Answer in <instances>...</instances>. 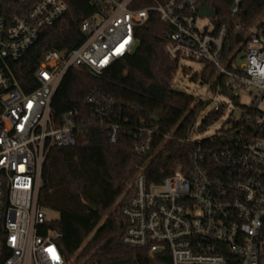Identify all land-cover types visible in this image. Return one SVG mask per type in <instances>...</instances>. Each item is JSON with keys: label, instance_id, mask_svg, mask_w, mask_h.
<instances>
[{"label": "built area", "instance_id": "1", "mask_svg": "<svg viewBox=\"0 0 264 264\" xmlns=\"http://www.w3.org/2000/svg\"><path fill=\"white\" fill-rule=\"evenodd\" d=\"M93 1L97 11L80 23L84 42L72 50L47 51L34 71L37 87L30 91L21 86L11 62L69 5L21 0L23 8L32 3L23 14L0 6V264H65L61 232H42L58 215L43 210L38 200L50 147L76 142L73 113L64 112L60 125L51 119L53 95L68 69L87 67L99 75L130 54L135 29L151 15L168 25L165 51L172 60L215 67L212 110L223 112V99L243 110L210 136H189L195 147L187 165L160 182H150L145 167L138 168L130 184L134 192L122 206L127 221L122 241L169 257L160 264H264V13L228 45L230 28L243 27L238 16L245 0H227L226 10L206 0L214 16L200 14L203 0ZM242 95H250L251 103H242ZM86 102L96 103L94 115L105 123L102 104L93 97ZM108 128L115 143L120 125L109 122ZM156 130L154 124L140 128L134 150L147 152Z\"/></svg>", "mask_w": 264, "mask_h": 264}, {"label": "trees", "instance_id": "2", "mask_svg": "<svg viewBox=\"0 0 264 264\" xmlns=\"http://www.w3.org/2000/svg\"><path fill=\"white\" fill-rule=\"evenodd\" d=\"M65 1L69 11L53 25L42 28L36 43L11 62L26 91L37 87L34 71L47 51L72 50L85 40L80 23L94 14L97 6L93 0ZM148 2L151 0H140L137 5ZM207 2L217 10L221 5H229L227 0ZM31 4L23 8L21 0H0L7 13H26ZM263 13L264 0H245L238 16L243 27L230 28L228 45L239 34H245ZM167 30L166 23L151 15L135 29L139 46L134 53L116 60L99 75L87 67L68 69L53 95L51 119L60 125L64 112L73 113L76 142L50 147L43 163L38 200L58 215L42 232L49 229L61 232L58 244L65 264L169 262V257L150 255L148 248L131 247L122 241L127 225L122 206L134 192L129 183L138 168L145 167L150 182H160L177 166L187 165L195 147V142L188 138L200 112L210 103L173 87L178 62L165 51ZM193 79L210 83L214 88L218 75L213 65L204 63ZM88 97L104 107L105 123L98 122L94 115L96 103L86 102ZM222 114L221 110L209 111L197 130L205 131ZM109 122L120 125L115 143L109 138ZM153 124L157 130L151 148L145 153L136 152L134 143L140 139L139 129ZM114 205L113 214L104 219Z\"/></svg>", "mask_w": 264, "mask_h": 264}, {"label": "rangeland", "instance_id": "3", "mask_svg": "<svg viewBox=\"0 0 264 264\" xmlns=\"http://www.w3.org/2000/svg\"><path fill=\"white\" fill-rule=\"evenodd\" d=\"M221 8L226 10L227 7L225 5H221ZM241 46V43L239 44ZM242 55V52L239 53V57ZM242 60V59H241ZM203 68V64L201 62L189 60V59H183L178 63V71L175 75L174 81H173V87H180L187 93L194 96L196 100H207L210 101L211 98L215 96L214 88L210 83H202L201 80H194L193 76L197 73H199ZM227 102L226 107L224 108L222 117L211 127L207 128L205 131L200 132L197 130V126L201 123L204 116L213 109V106L211 103L203 109L195 123V127L193 128L190 138L191 139H200L203 137H207L212 135L220 126L223 125L225 120L227 118L236 119L240 116L242 112V107L238 105H233L229 100H225ZM242 103L250 104L252 101V97L250 95H242L239 99ZM262 108H264V104L261 105ZM228 126V125H227ZM135 178V176H134ZM133 178V180H134ZM131 181V183L133 182ZM129 183V185L131 184ZM129 187V186H128ZM123 196V195H122ZM119 202V200H118ZM115 209V205L104 214V219L109 215L113 214V211ZM45 211L49 212L52 216H57V213L53 210L46 209L44 207Z\"/></svg>", "mask_w": 264, "mask_h": 264}, {"label": "water", "instance_id": "4", "mask_svg": "<svg viewBox=\"0 0 264 264\" xmlns=\"http://www.w3.org/2000/svg\"><path fill=\"white\" fill-rule=\"evenodd\" d=\"M200 14L201 15L207 14V15H210V16H214L216 14V10L214 8L210 7L208 5V3L206 2V0H203V4H202L201 10H200ZM138 46H139V41L136 40V42H135V44L133 46V49H132L131 53H134L137 50ZM176 89L178 91H180V92L184 91L180 87H176ZM154 120H158V118L155 117Z\"/></svg>", "mask_w": 264, "mask_h": 264}]
</instances>
